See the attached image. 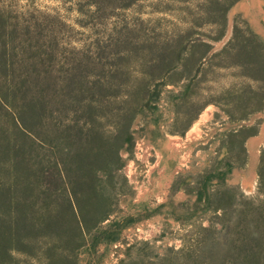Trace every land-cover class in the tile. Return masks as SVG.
Instances as JSON below:
<instances>
[{"label": "rangeland", "instance_id": "rangeland-1", "mask_svg": "<svg viewBox=\"0 0 264 264\" xmlns=\"http://www.w3.org/2000/svg\"><path fill=\"white\" fill-rule=\"evenodd\" d=\"M0 134V264H264V0H0Z\"/></svg>", "mask_w": 264, "mask_h": 264}, {"label": "trees", "instance_id": "trees-1", "mask_svg": "<svg viewBox=\"0 0 264 264\" xmlns=\"http://www.w3.org/2000/svg\"><path fill=\"white\" fill-rule=\"evenodd\" d=\"M248 34L251 37V40L248 44L245 46L250 48L262 46L259 41V38L256 34H254L251 29L248 27ZM237 33L236 27L233 29V35L230 38V40L225 44L223 47V50L227 49L230 45L233 44V39ZM253 37L256 38V42L253 43ZM254 46V47H253ZM250 51V50H249ZM141 111V107L139 106L136 110H134L133 117L138 114ZM24 125V124H23ZM21 124V127H26ZM20 126V124H19ZM239 131H232L230 132L231 135L236 136ZM5 139V136L3 134H0V143H2ZM25 151H28L27 148L24 149ZM24 150L21 152V149L16 148L15 146L9 145L7 148V151L4 153V151H0V200H2L1 195H3V192H6V194H11V191L9 189H15L17 187H23L25 189L32 187L33 185V173L28 170L26 166V158H25V152ZM63 162V161H62ZM6 164L13 165L14 170L10 167L8 171L6 172L5 166ZM235 166L231 163L227 169H222L221 166H218L216 168V171L220 169L218 172L220 177H222V182H226L228 175L232 172L233 168ZM59 174L61 175L63 181L66 184V187L71 190V192H74L75 188L80 185V182L78 179H75V177L80 176V167L75 166L72 164L71 168H67L63 162V167L59 169ZM35 187L33 188V190ZM230 196V195H229ZM197 197L199 200H202L204 198V194L200 192L197 194ZM218 208H221L222 204L218 203ZM16 219H18L16 216L14 218V223H16ZM5 220L3 218L0 219V223H4ZM252 251V252H251ZM251 254L256 253L253 250H251ZM249 255V254H248Z\"/></svg>", "mask_w": 264, "mask_h": 264}, {"label": "bare ground", "instance_id": "bare-ground-1", "mask_svg": "<svg viewBox=\"0 0 264 264\" xmlns=\"http://www.w3.org/2000/svg\"><path fill=\"white\" fill-rule=\"evenodd\" d=\"M209 108H210V106L207 107L206 111H207ZM210 110H211V109H210ZM210 110H209V112H210ZM206 111H205V112H206ZM205 115H206V114H205ZM205 118H206V117H205ZM196 124H197V122H195L194 126L188 131V133H190L192 130L197 129V125H198V124H197V125H196ZM197 132H198V131H197Z\"/></svg>", "mask_w": 264, "mask_h": 264}]
</instances>
